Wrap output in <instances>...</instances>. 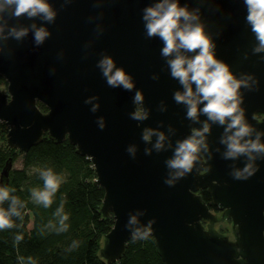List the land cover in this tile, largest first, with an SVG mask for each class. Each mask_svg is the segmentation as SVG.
Returning <instances> with one entry per match:
<instances>
[{
	"label": "water",
	"instance_id": "95a60500",
	"mask_svg": "<svg viewBox=\"0 0 264 264\" xmlns=\"http://www.w3.org/2000/svg\"><path fill=\"white\" fill-rule=\"evenodd\" d=\"M47 2L58 13L51 24L40 17L10 19V10L4 13L9 26L35 23L51 33L39 46L32 30L22 41H0V75L5 81L0 87V121L7 125L6 144L24 153L47 133L56 142L67 138L78 154L90 159L94 183L104 189L100 211L114 218L99 248L107 262L120 259L132 232L146 225L165 264H264V154L254 153V175L235 179L234 172L247 158L225 159L226 145L220 143L224 126L209 122L208 150L201 149L193 171L172 186L165 183L173 179L175 170L166 161L173 157L176 142L207 118L201 115L200 123H193L186 118L185 106L173 99L182 87L161 56L162 41L146 36L142 19L143 9L155 0ZM185 3L190 10L200 7L205 31L216 44V58L237 77L249 73L258 80L253 90H240L241 106L248 124L264 132V53H252L257 41L246 23L243 0H180L181 6ZM104 56L132 76L133 91L108 86L97 67ZM136 90L142 91V107L149 110L142 122L129 115L137 107ZM91 97L96 99L85 103ZM93 105H99L94 113ZM146 128L165 134L164 149L157 152L153 147L155 135L150 143L143 141ZM129 148L135 149L134 155ZM11 168L9 157L0 171V186L7 185ZM200 189L210 193L220 218ZM132 216L137 223L129 225ZM222 218L230 219L231 236L215 228Z\"/></svg>",
	"mask_w": 264,
	"mask_h": 264
},
{
	"label": "clouds",
	"instance_id": "9594fccd",
	"mask_svg": "<svg viewBox=\"0 0 264 264\" xmlns=\"http://www.w3.org/2000/svg\"><path fill=\"white\" fill-rule=\"evenodd\" d=\"M243 2L247 9L246 23L250 25L257 41L252 53H264V0H243ZM9 10L10 19L18 20L26 17L31 20L40 17L49 24L55 22L58 14L47 0H0V41L9 39L22 41L32 30L37 46L43 44L51 33L45 27L38 28L35 23L27 27L9 26L4 16ZM142 19L146 36L158 37L162 41L161 56L166 61L171 77L182 87V90L174 92V101L185 106L186 118L193 123H200L201 115L207 118L202 123V127L191 128V134L187 138L176 142L173 157L166 161L167 167L175 170L173 179L166 180L165 183L172 186L175 179L183 178L193 171L201 149L208 150L206 134L210 133L211 124L224 126L220 143L226 145L223 154L225 159H235L240 156L247 158L248 162L245 166L234 172V178L237 180L250 178L258 170L254 167L256 159L254 153L264 154V143L261 142L264 132L258 131L246 121L245 109L241 106L244 97L240 90L256 88L259 83L256 77L249 73H241L237 77L227 63L216 58V44L205 31L200 7L190 10L187 3L181 6L180 0H155L153 4L143 9ZM247 55L245 53V59ZM260 59L264 60V56ZM97 67L101 69L108 86L123 88L129 92L135 88L132 76L123 68L116 67L112 57L104 56ZM152 78L157 79L155 76ZM93 99L96 97L89 98L85 103H91ZM143 102L142 91L136 90L133 103L137 107L129 114L131 119L138 122L148 119L149 110L142 107ZM98 107L99 105H93L91 111L96 112ZM99 126L100 129L105 127L103 117L99 118ZM153 135L157 137L153 147L159 152L165 147L166 136L157 129L146 128L142 139L150 143ZM128 151L135 154L134 148H129ZM145 153L150 155L151 150L145 149ZM40 177L44 181L43 189H32L31 196L36 203L47 208L53 203L52 197L58 191L61 178L51 169L40 171ZM5 201H10V204L7 210L0 208V230L14 227L12 217H20L19 208L24 207L17 197L10 196L7 188L0 187V204ZM55 216L59 218V226L50 222L48 227L58 232L67 231L68 225L65 222L68 220V215L64 213L63 203L57 208ZM136 223V216H132L129 225ZM152 223L155 221H150L148 224ZM132 235L136 239H147L150 232L145 225L143 229L137 228ZM15 239L20 241L23 237L17 235ZM75 246L76 242H73V247ZM29 261L31 262V258Z\"/></svg>",
	"mask_w": 264,
	"mask_h": 264
},
{
	"label": "trees",
	"instance_id": "16d2710c",
	"mask_svg": "<svg viewBox=\"0 0 264 264\" xmlns=\"http://www.w3.org/2000/svg\"><path fill=\"white\" fill-rule=\"evenodd\" d=\"M1 85L5 81L0 75ZM37 105L46 110L43 103ZM6 132L7 125L0 121V171L9 157L12 164L20 158L21 166L10 169L3 188L24 207L19 208L20 217H12L14 227L0 230V264H165L151 233L147 239L130 237L121 258L114 262L100 257L103 235L111 229L114 218L111 213L104 216L100 211L104 189L94 183L96 173L90 159L78 154L67 138L56 142L47 133L22 153L6 144ZM47 169L58 175L61 183L52 197L53 203L46 208L32 199L31 191L43 189L40 171ZM197 192L213 212H219L206 189ZM61 203L68 215V229L64 232L48 227L50 222L59 226L55 213ZM9 204L5 201L0 208L7 210ZM17 235L23 239L16 241Z\"/></svg>",
	"mask_w": 264,
	"mask_h": 264
},
{
	"label": "rangeland",
	"instance_id": "374dc122",
	"mask_svg": "<svg viewBox=\"0 0 264 264\" xmlns=\"http://www.w3.org/2000/svg\"><path fill=\"white\" fill-rule=\"evenodd\" d=\"M2 88L5 87V85H1ZM21 166V159L18 158L16 161L13 162L12 167H20ZM215 213V212H214ZM218 218H220V211L215 213ZM31 223H29L30 225ZM215 228L222 233H229L231 236V221L227 218H222L215 224Z\"/></svg>",
	"mask_w": 264,
	"mask_h": 264
}]
</instances>
